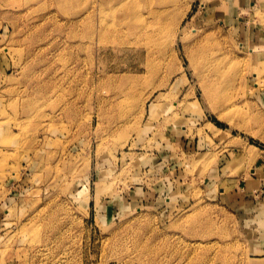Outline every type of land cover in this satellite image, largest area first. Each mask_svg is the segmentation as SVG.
<instances>
[{
	"label": "rangeland",
	"instance_id": "obj_1",
	"mask_svg": "<svg viewBox=\"0 0 264 264\" xmlns=\"http://www.w3.org/2000/svg\"><path fill=\"white\" fill-rule=\"evenodd\" d=\"M0 264H264V0H0Z\"/></svg>",
	"mask_w": 264,
	"mask_h": 264
},
{
	"label": "bare ground",
	"instance_id": "obj_2",
	"mask_svg": "<svg viewBox=\"0 0 264 264\" xmlns=\"http://www.w3.org/2000/svg\"><path fill=\"white\" fill-rule=\"evenodd\" d=\"M257 85H258V83H257Z\"/></svg>",
	"mask_w": 264,
	"mask_h": 264
}]
</instances>
